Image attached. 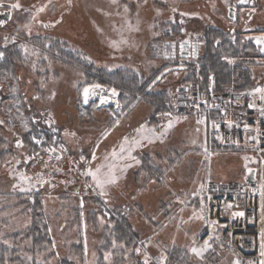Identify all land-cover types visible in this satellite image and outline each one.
I'll use <instances>...</instances> for the list:
<instances>
[{
    "label": "rangeland",
    "instance_id": "rangeland-1",
    "mask_svg": "<svg viewBox=\"0 0 264 264\" xmlns=\"http://www.w3.org/2000/svg\"><path fill=\"white\" fill-rule=\"evenodd\" d=\"M17 2L21 8L12 9L10 20L0 24V246L8 252L5 264L12 259L98 264L100 258L111 264L116 256L125 264H144L145 257L148 264H160L162 257L163 264H244L224 248L198 243L203 230L198 192L208 181L242 180L244 169L254 165L250 153L212 154L203 122L187 110L145 124L153 113L145 101L126 115L118 95L110 105L84 107L81 94L96 85L94 70H124L151 79L167 63L197 68L198 61L180 57V43H197L202 54L204 40L212 46L218 37L212 30L238 39L241 65L251 69V89L262 87L264 43L256 47L253 38L264 36V0L245 6H237L238 0H0V12L3 4ZM232 7L234 21L229 19ZM189 76L170 73L153 92L164 90L175 100L176 87ZM189 79L185 84L194 82ZM207 80L206 88L216 87L213 74ZM109 82L114 85L115 78ZM112 89L107 88V96ZM141 126L142 134L137 132ZM134 128L128 146L141 141L132 149L139 163L113 161L110 154L121 145L113 144ZM99 139L98 159L88 165ZM51 147L62 158L50 157ZM108 163L117 165V180L101 189L84 173ZM126 164L132 166L120 171ZM38 177L44 182L38 183ZM126 206L139 237L130 248L112 238L117 213ZM40 215L39 228L46 227L51 246L35 254L29 252L28 231ZM152 221L162 226L156 229ZM173 243L185 251L168 261ZM193 247L204 250L197 256Z\"/></svg>",
    "mask_w": 264,
    "mask_h": 264
},
{
    "label": "built area",
    "instance_id": "built-area-1",
    "mask_svg": "<svg viewBox=\"0 0 264 264\" xmlns=\"http://www.w3.org/2000/svg\"><path fill=\"white\" fill-rule=\"evenodd\" d=\"M178 114L186 110L203 122L212 154L246 152L253 157L255 181H208L198 192L203 230L198 243L224 248L244 264H261L264 243V91L184 86ZM264 90V85L259 87ZM252 105V107H249ZM182 110V112H179ZM208 150V149H207ZM210 152V151H209ZM245 178V177H244ZM203 204V211L201 205ZM243 213V215H237ZM215 221L214 224L210 223Z\"/></svg>",
    "mask_w": 264,
    "mask_h": 264
},
{
    "label": "trees",
    "instance_id": "trees-1",
    "mask_svg": "<svg viewBox=\"0 0 264 264\" xmlns=\"http://www.w3.org/2000/svg\"><path fill=\"white\" fill-rule=\"evenodd\" d=\"M210 34L217 35L218 37L215 38V41L213 42V45L211 46L207 40H204V46H203V52L202 54H197L195 57H193L191 54V58L194 61H198L197 68L193 66H188L187 63H167L165 65L164 71H169L170 73H176V72H187L190 74L187 80H185L183 86L187 85L186 81L189 82V78H191L193 83L197 82L202 89L206 88V82H208L207 77L209 74L214 75L215 79V85L216 90L222 91V90H230L232 87V90L236 91H243L246 89L254 88V83L252 79L251 69L249 66H242L241 62L242 59L240 58V52L238 47V39L235 38L234 35H227L224 36V33H221L219 30H212L210 31ZM208 34L205 35L204 39H208ZM197 44V43H196ZM198 45V44H197ZM240 46V45H239ZM189 57V58H190ZM181 68V69H176ZM164 71L161 73L155 75L152 79V81L157 80V77H159ZM167 74V75H168ZM166 75V76H167ZM165 76V77H166ZM115 78V84L111 85L109 81H111L112 78ZM164 78V77H163ZM162 78V79H163ZM150 78H143L138 77L135 74H131L130 72H125L124 70H116L113 72H108L104 70H94L93 72V81L96 85L103 86L105 88H111L116 90L118 93V99L124 100V106L120 110L121 112L124 111L126 115H129L130 112L133 110V108L140 102L145 101L149 104V106L153 109L152 116L150 119L147 120L146 123H152L156 122V117L159 115H164V113H171V111L174 113V111L178 114V108L174 107L175 104H180V99H173L169 94H167L166 91H155L153 92V89L157 84H159L162 79L156 83L151 84L149 81ZM191 82V81H190ZM113 83V82H112ZM190 84V83H189ZM179 87H182V85L176 87V91ZM178 95V93H177ZM176 95V96H177ZM109 109V111L112 109L111 106L106 107ZM163 110V112H162ZM180 115V114H178ZM116 119V115L112 117V120ZM116 124L117 119H116ZM144 124V126H145ZM113 126V128L117 127ZM136 129L128 131L124 139L127 137L131 138V136L135 133ZM111 130L109 131V133ZM124 139H118L113 146L118 147ZM27 141V140H26ZM102 143V140H95L94 144L92 145V154L91 158L87 159L86 163L89 165L90 162H94L95 159H98V152L97 148L100 147ZM143 145H141L142 147ZM115 151V150H114ZM93 153H95V159H93ZM253 166H249L246 169L252 168ZM243 172V179L245 177V171ZM102 173H104L102 171ZM125 210L117 213V220L114 222L115 228L114 233L112 234V238L115 241L116 244L121 245L123 244L126 248H130L131 245L136 244V241L139 237H137L136 232L132 228L131 221L126 217V213L129 214L130 208L129 207H123ZM41 217L43 216H37L36 220L34 221V224L31 229L28 231L29 237L32 239V246L30 253L35 254H43L45 251L51 246V241L47 235V229L45 226H43V230L39 228L40 225H42ZM151 225L154 228H158L162 226V223L160 222H153ZM158 231V230H157ZM209 244V243H208ZM210 245V244H209ZM204 246V244H203ZM212 247V246H211ZM109 249L104 248V252H107ZM184 249L176 247L174 243L169 246V260L173 261V258H177L184 253ZM115 250L113 251L112 255L114 254ZM7 249L0 246V264H5V255L7 254ZM172 254V255H171ZM116 256L114 257L111 264H125L124 261L120 260ZM49 257L47 256L45 258V261L48 260ZM19 260V259H18ZM14 260L12 259L10 263L12 264H24L21 260ZM9 262V261H8ZM35 264V263H32ZM68 264V263H67ZM98 264H107L106 262H102V258H100Z\"/></svg>",
    "mask_w": 264,
    "mask_h": 264
},
{
    "label": "snow or ice",
    "instance_id": "snow-or-ice-1",
    "mask_svg": "<svg viewBox=\"0 0 264 264\" xmlns=\"http://www.w3.org/2000/svg\"><path fill=\"white\" fill-rule=\"evenodd\" d=\"M10 7L12 9H19L21 8V5L17 2V3H13L10 5ZM37 11H43V9H37ZM256 43L257 44H261V43H264V36H261V37H257L256 38ZM181 48L183 49V45H181ZM261 51H264V48H261ZM2 53H0V57H2ZM157 79H159V77H157ZM155 83V81L153 82ZM93 88H99L101 87L100 85H94L92 86ZM256 92H261V91H264V90H261V89H255ZM112 92V95L115 96L117 93H116V90L115 89H112L111 90ZM94 94V93H93ZM84 95H85V101H87V98H88V95H89V89L88 88H85L84 89ZM106 102V99L105 98H101V103H105ZM249 107H252V105H249ZM166 115H169V114H166ZM202 121H198V123H201ZM2 123V122H0ZM118 123V121H117ZM168 128L172 127V122H169ZM145 131V129L143 128V126H141L140 129H137V132L138 133H143ZM147 131L149 132H152L153 130L151 129H148ZM166 131V130H165ZM164 133H161V135H163ZM142 139H147L148 137H145V136H141ZM140 140L137 139V140H133L131 142V146H128L129 145V140L128 138L126 137L124 139V141L121 143L120 147H119V152H116V151H113L110 156H111V159L113 161L115 160H135L136 163H139L138 160H136V158L132 155V149L136 146H139L140 145ZM36 143H40L39 140L36 141ZM193 143H195V141H193ZM18 145H19V142H18ZM205 151H207V149H205ZM93 159H95V153H93ZM105 160L108 161L109 160V157H105ZM132 165L131 164H126L124 165L122 168H120V171H124L126 170L127 168H130ZM104 167H107L108 169V172L107 173H102L101 169L104 168ZM116 167L117 165L115 163H108V164H102L100 166H98L94 171L89 169L88 171H86L84 173V175H87V176H91L93 181L96 183L97 187H100L101 189H103L104 185L105 184H114L117 180V176L115 175V171H116ZM21 179L22 180H29L31 179L30 177H24L23 175H21ZM38 183H43V178L42 177H38V180H37ZM103 191L101 192V195H103ZM201 211H203V204L201 205ZM237 215H243V213H237ZM197 218L199 219H204L203 215H200L198 216ZM212 224L215 223V221H212L210 222ZM209 247V244H208V241H205L204 242V248H207ZM204 249H198L196 247H193L191 249V252L194 253L195 255L197 256H200L202 254ZM137 252H139V249H137ZM261 256H264V243L261 244ZM108 258V254L105 255V259ZM31 259V258H29ZM164 259L166 258H161V261H160V264H163V261ZM144 264H148V259L147 257H145V260H144ZM261 264H264V260L261 261Z\"/></svg>",
    "mask_w": 264,
    "mask_h": 264
},
{
    "label": "water",
    "instance_id": "water-1",
    "mask_svg": "<svg viewBox=\"0 0 264 264\" xmlns=\"http://www.w3.org/2000/svg\"><path fill=\"white\" fill-rule=\"evenodd\" d=\"M253 0H238L237 6H241V5H248L250 3H252ZM5 7H7L8 9L11 8L10 5H5ZM234 11L235 8L232 7L229 9V19H231L232 21L235 20L234 17ZM11 18V11L7 10L4 13H0V24L4 23V22H8ZM181 45H183V49L181 48ZM255 45L258 46V44L255 42ZM197 45L196 44H191V43H187V42H183L180 43V56L182 58H188L190 56V52L188 51L189 48H192V56L195 57L197 54ZM177 69V68H176ZM169 71H165L163 72L160 76L159 79L156 80V82H158L159 80H161L166 74H168ZM155 82V83H156ZM88 88L89 89V95L87 98V101H85V95H84V89ZM83 89V92L81 94L82 97V102H83V106L86 107V105L93 103L95 101H98V105L101 106H107L110 103H112L113 101H111V97H117L118 94H116L115 96L112 95V92H109V96H103L104 94L107 93V88L101 86L99 88H93L92 86H87ZM185 91H187L185 88L180 87L177 89V93L182 94ZM94 93V94H93ZM105 98L106 102L105 103H101V98ZM179 112H182V110H179ZM48 155L52 158H62V154L55 149L54 147L50 148V151L48 152ZM255 175H256V170L254 168H249L246 169L245 171V178L244 181L246 183H250V182H254L255 181Z\"/></svg>",
    "mask_w": 264,
    "mask_h": 264
},
{
    "label": "flooded vegetation",
    "instance_id": "flooded-vegetation-1",
    "mask_svg": "<svg viewBox=\"0 0 264 264\" xmlns=\"http://www.w3.org/2000/svg\"><path fill=\"white\" fill-rule=\"evenodd\" d=\"M8 3H6V4H3V11H1L0 13H4L5 11H7V10H10L11 11V13H12V8H7V7H5V5H7ZM8 5H10V4H8ZM254 40H253V44L255 45V42H256V38H253ZM258 45H261V46H263V43H261V44H258ZM256 46V45H255ZM257 47V46H256ZM190 49L192 50V48H189V52H190ZM166 76V75H165ZM164 76V77H165ZM160 81V80H159ZM89 86H94V85H89ZM87 87V86H86ZM182 87H184V86H182ZM107 94V93H106ZM106 94H104L103 96H107ZM177 99H182V96L180 95V94H178L177 95ZM95 103H97L98 104V101H95ZM92 104V103H91ZM110 105V104H109Z\"/></svg>",
    "mask_w": 264,
    "mask_h": 264
},
{
    "label": "crops",
    "instance_id": "crops-1",
    "mask_svg": "<svg viewBox=\"0 0 264 264\" xmlns=\"http://www.w3.org/2000/svg\"><path fill=\"white\" fill-rule=\"evenodd\" d=\"M191 54H192V53H191ZM191 54H190V56H191ZM190 56H189V57H190ZM182 59H183V58H182ZM112 98H113V97H111V101H113ZM202 228H203V225H202ZM200 232H201V231H200Z\"/></svg>",
    "mask_w": 264,
    "mask_h": 264
},
{
    "label": "bare ground",
    "instance_id": "bare-ground-1",
    "mask_svg": "<svg viewBox=\"0 0 264 264\" xmlns=\"http://www.w3.org/2000/svg\"><path fill=\"white\" fill-rule=\"evenodd\" d=\"M179 53H180V51H179ZM191 53H192V51H191ZM191 53H190V54H191ZM180 57H181V56H180ZM181 58H182V57H181ZM177 69H181V68H177ZM179 88H180V87H179ZM183 88H184V87H183Z\"/></svg>",
    "mask_w": 264,
    "mask_h": 264
}]
</instances>
